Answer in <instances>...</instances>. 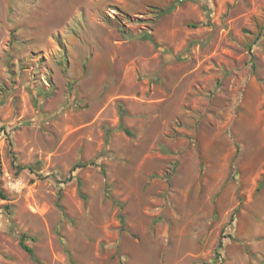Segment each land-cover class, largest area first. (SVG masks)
<instances>
[{"label": "rangeland", "instance_id": "rangeland-1", "mask_svg": "<svg viewBox=\"0 0 264 264\" xmlns=\"http://www.w3.org/2000/svg\"><path fill=\"white\" fill-rule=\"evenodd\" d=\"M0 165V264H264V0H0Z\"/></svg>", "mask_w": 264, "mask_h": 264}, {"label": "trees", "instance_id": "trees-1", "mask_svg": "<svg viewBox=\"0 0 264 264\" xmlns=\"http://www.w3.org/2000/svg\"><path fill=\"white\" fill-rule=\"evenodd\" d=\"M174 6H175L174 4H170V5L167 6L166 8H161V9H160V13H161V14L169 13V12H171V11L174 9ZM150 39H152V36H150ZM252 57H253V56H252ZM122 128L125 130L126 133H128V134H132L131 130L128 129L127 127L122 126ZM13 164H14L19 170H22L23 168H28V169H30V170L33 171V172H38V168H37L36 165L22 166V165H20V164H17V163H16V156H15L14 159H13ZM84 165H85V164L77 163V164H75V165L73 166L72 170H75V169H77L78 167H81V166H84ZM0 174H1V165H0ZM80 185H81V183H80ZM263 186H264V177L262 178V180L260 181V183H259V185H258V190H260ZM0 196L5 197V194H4V192H3L1 189H0ZM82 197L85 198L84 195H83ZM238 211H239V208H237V209L234 211V213H233V215H232V218H231V221H234L235 216H236V214H237ZM121 222H122V227H124V226H125V218H124L123 215H121ZM22 244H23V248H24V249H25V250H26L31 256L34 257V250H33V248H32L31 246L27 245V244H24L23 242H22ZM219 246H222V243H220Z\"/></svg>", "mask_w": 264, "mask_h": 264}]
</instances>
